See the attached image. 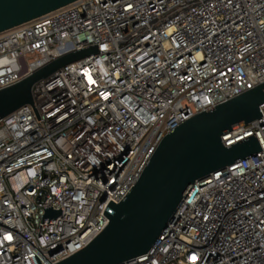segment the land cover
Segmentation results:
<instances>
[{"label":"built area","instance_id":"2783aa9c","mask_svg":"<svg viewBox=\"0 0 264 264\" xmlns=\"http://www.w3.org/2000/svg\"><path fill=\"white\" fill-rule=\"evenodd\" d=\"M91 46L0 119V264L85 248L169 132L264 83V0H77L0 33V89ZM260 110L224 140L254 135L261 150L196 181L154 246L122 264H264Z\"/></svg>","mask_w":264,"mask_h":264},{"label":"water","instance_id":"95a60500","mask_svg":"<svg viewBox=\"0 0 264 264\" xmlns=\"http://www.w3.org/2000/svg\"><path fill=\"white\" fill-rule=\"evenodd\" d=\"M77 0H0V33L28 23ZM98 49L91 46L60 56L18 83L0 89V119L34 104L33 88L70 61ZM264 83L200 112L169 132L145 166L132 190L112 204L106 228L85 248L57 264H122L147 253L196 183L211 173L256 155L260 144L254 135L224 140L230 131L261 116ZM245 135V134H244ZM56 217L59 212L47 211Z\"/></svg>","mask_w":264,"mask_h":264},{"label":"bare ground","instance_id":"6f19581e","mask_svg":"<svg viewBox=\"0 0 264 264\" xmlns=\"http://www.w3.org/2000/svg\"><path fill=\"white\" fill-rule=\"evenodd\" d=\"M235 138V137H234ZM231 139H233V136H231V137H225V141H228V140H231Z\"/></svg>","mask_w":264,"mask_h":264}]
</instances>
